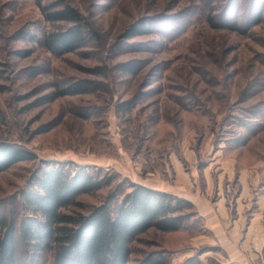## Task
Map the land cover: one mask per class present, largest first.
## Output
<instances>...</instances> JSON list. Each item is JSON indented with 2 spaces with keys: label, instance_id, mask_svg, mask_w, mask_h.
I'll return each instance as SVG.
<instances>
[{
  "label": "rangeland",
  "instance_id": "obj_1",
  "mask_svg": "<svg viewBox=\"0 0 264 264\" xmlns=\"http://www.w3.org/2000/svg\"><path fill=\"white\" fill-rule=\"evenodd\" d=\"M64 1L92 30L76 50L55 54L44 36L69 22L48 20L37 0H0V141L38 156L0 171V214L11 213L14 196L23 199L41 159L119 174L110 185L82 194V206L68 212H87L118 186L125 188L124 178L171 193L186 188L200 197L207 183L215 194L218 174L246 170L259 174L250 189H260L264 0ZM209 16L238 22L246 31L214 27ZM76 82L86 91L62 94ZM224 183L230 196L239 188L235 179ZM194 206L196 214L179 230L140 234L129 264L152 252L166 255L163 264H256L226 227V238L217 242ZM235 214L232 209L229 216ZM246 220L243 213L241 223ZM17 249L19 264L50 262L49 255L33 254L21 242Z\"/></svg>",
  "mask_w": 264,
  "mask_h": 264
},
{
  "label": "trees",
  "instance_id": "obj_2",
  "mask_svg": "<svg viewBox=\"0 0 264 264\" xmlns=\"http://www.w3.org/2000/svg\"><path fill=\"white\" fill-rule=\"evenodd\" d=\"M43 1L37 0V3L48 20L71 24L45 34L44 44L53 53L74 51L87 41L92 28L77 8L64 0L48 5ZM208 20L214 27L246 31L238 22L218 23L212 16ZM256 20L258 17L247 26L255 24ZM136 30L146 31L141 27ZM87 82L98 86V82ZM84 91L86 87L76 82L62 94ZM37 158V154L27 148L0 141V171L19 161ZM118 176L71 160L41 159L30 177L29 188L23 191V199L18 202L14 196L15 207L11 213L0 214V264H19L18 242L33 254L49 255V264H129L132 243L140 234L150 228L179 230L197 212L186 197L127 178L123 179L125 188L118 186L87 212L65 210L74 205L82 206L79 201L82 194L108 186ZM3 202L11 203V200L3 199ZM166 260L165 254L152 252L137 264H163Z\"/></svg>",
  "mask_w": 264,
  "mask_h": 264
},
{
  "label": "crops",
  "instance_id": "obj_3",
  "mask_svg": "<svg viewBox=\"0 0 264 264\" xmlns=\"http://www.w3.org/2000/svg\"><path fill=\"white\" fill-rule=\"evenodd\" d=\"M210 176L209 174L206 175L205 179L209 180ZM258 176L259 174H257V172L240 170L236 173L231 169L227 172H222L220 177L218 174L217 180L220 181V183L218 182V184H216V190L212 192L213 194L215 193L214 195H211V192H209V190H212V187H209L213 185L210 183H207V193L200 194V197H191V195L195 193L184 192L186 188H175L173 192L179 195L181 194V196L194 202L195 205L197 204L198 211L205 223L206 229L213 232L217 242L221 243V236L222 238L223 236L226 238V233L232 238L237 237V241H241V246L247 249L253 261L256 264H264V181L261 182L260 189H254L255 192L253 189H250V187H253V183ZM232 179H235L236 183L239 185L238 190H235L236 193L231 195L232 197L234 196L233 199H235L234 205H230L232 197L227 193V190H229L228 187L224 185L225 181H230ZM222 180H224L223 185ZM149 186L164 189L152 185ZM178 190L183 191V194L179 193ZM213 196H215L214 200ZM232 209H235L237 214L230 217L229 214ZM243 213L247 216L245 225L241 223ZM220 227L223 230L221 231L222 233L218 230ZM225 227L228 230V232L225 231L226 233L224 232ZM223 250L225 252L227 248L223 246ZM226 252L229 254L228 251ZM236 256L238 258V255Z\"/></svg>",
  "mask_w": 264,
  "mask_h": 264
},
{
  "label": "built area",
  "instance_id": "obj_4",
  "mask_svg": "<svg viewBox=\"0 0 264 264\" xmlns=\"http://www.w3.org/2000/svg\"><path fill=\"white\" fill-rule=\"evenodd\" d=\"M243 264H251L250 262H248V261H246V262H244Z\"/></svg>",
  "mask_w": 264,
  "mask_h": 264
}]
</instances>
